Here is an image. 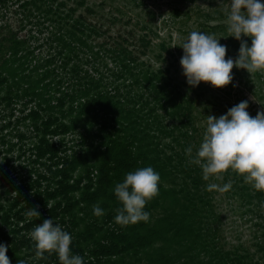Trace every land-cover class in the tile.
Segmentation results:
<instances>
[{"label": "trees", "instance_id": "16d2710c", "mask_svg": "<svg viewBox=\"0 0 264 264\" xmlns=\"http://www.w3.org/2000/svg\"><path fill=\"white\" fill-rule=\"evenodd\" d=\"M105 3L0 0V86L7 80V97L13 86L22 95L11 98L34 104L27 115L32 132L20 136L28 148H20L18 156L28 154L44 170L36 188L23 184L0 193V244L7 246L11 264H60L55 253L35 256L30 233L44 219L70 233L72 253L84 264H264V191L231 169L223 173L222 185H233L226 194L262 221L254 251L228 241L217 191H207L213 179L205 181L185 153L192 147L195 157L206 131L195 122L199 114L206 118L209 108L193 115L189 84L177 81L176 64H163V51L170 58L174 54L164 42L153 54V28L143 25L140 35L125 31L127 37L119 29L111 36L114 25L127 23L101 12ZM30 24L47 32L32 45L19 35ZM205 28L216 36L226 30L218 24ZM226 33V59L235 60L240 44ZM136 37L135 51L127 44ZM149 53L158 66L142 60ZM4 117L0 113V134L8 129ZM67 137H75L77 149ZM149 166L160 176L159 194L144 209L149 222L117 224L122 204L115 185L126 173ZM98 202L105 212L100 217L93 214ZM29 208L40 217H27Z\"/></svg>", "mask_w": 264, "mask_h": 264}, {"label": "clouds", "instance_id": "9594fccd", "mask_svg": "<svg viewBox=\"0 0 264 264\" xmlns=\"http://www.w3.org/2000/svg\"><path fill=\"white\" fill-rule=\"evenodd\" d=\"M226 14L230 36L240 41L238 57L226 59L227 46L220 43V38L192 31L180 46L184 51L180 64L190 86L204 82L221 89L232 83L233 68L244 69L249 74L264 70V2L231 0L230 11ZM242 37L250 38L251 46ZM248 107L245 100L224 115H208L206 131L195 157L192 147L185 150L189 163L201 167L205 181L211 177L222 179L221 174L231 169L255 190L264 191V112H257L252 117ZM159 182V173L150 166L126 173L123 182L114 188L115 196L122 204L117 209L115 222L121 226L149 222L150 213L144 209L159 194ZM232 187L231 181L223 185L210 183L207 191L226 193ZM93 214L97 217L105 215L99 202L93 205ZM25 215L40 217L35 208H29ZM30 236L35 242L36 258L47 259L45 253H55L60 264H84L83 257L72 253L70 233L54 224L52 219L37 224ZM7 251V246L0 244V264H11ZM17 264H25V261L18 260Z\"/></svg>", "mask_w": 264, "mask_h": 264}, {"label": "rangeland", "instance_id": "374dc122", "mask_svg": "<svg viewBox=\"0 0 264 264\" xmlns=\"http://www.w3.org/2000/svg\"><path fill=\"white\" fill-rule=\"evenodd\" d=\"M103 0H86L87 4H97ZM105 7L100 9L101 12L112 13L124 19L127 24L121 26L117 23L112 28V37L119 34V29L124 37H127L125 31H132L140 35L143 33L142 26L147 25L148 28H153L154 35L150 33L153 54L155 55L159 49V45L163 42L168 51L174 54L170 58L164 51L162 55L167 60L166 63H174L179 69V72H174L176 79L180 83H187V78L183 74V68L180 60L184 54L183 48L180 47L187 41L188 36L192 31H199L205 33L206 26L218 24L226 30L222 29L220 35V43L225 45L227 40L226 34L231 35L227 30V11H230L231 0H105ZM264 2V0H262ZM120 9L119 14L115 11ZM151 14L153 18L149 15ZM11 17V16H9ZM148 18L152 20L147 21ZM124 21V22H125ZM129 21V22H128ZM206 34V33H205ZM210 34V33H207ZM31 39V45L41 41L47 36V32H38L37 25L30 24L19 34ZM225 36V37H224ZM137 38H129L128 47L131 50H137ZM251 46V39L242 37ZM33 41V42H32ZM39 41V42H41ZM240 44V41H239ZM175 46V47H174ZM150 61L156 66L160 62L156 61L152 54L143 56L142 60ZM175 60V61H174ZM109 61V60H107ZM111 67L113 65L109 64ZM243 72V71H242ZM234 77L231 84L217 89L209 83L201 82L198 86H189V94L194 98L193 115L197 116L199 111L205 105L209 108L208 115L219 117L227 113L228 109L237 105L242 101L248 102L247 111L252 117H255L257 112H264V72L249 74L238 73L232 71ZM7 76V74H5ZM4 76V77H5ZM5 85L0 86V113L4 115L2 123H8V129H5L0 134V193H6L12 187H19L21 185L33 184L34 188L39 186L37 183V176L44 173L41 166L31 162L33 157L27 154L19 158L20 148L27 149L28 146L24 142L26 136L32 132L31 122L27 118L29 110L34 106L33 102H26V98L17 100L15 95L21 96L22 92L16 90L11 86L13 93L6 96L7 91L10 90L9 82L4 81ZM233 85V86H231ZM184 89H186L184 87ZM210 102H207V101ZM203 103V104H202ZM26 104V105H25ZM207 115V116H208ZM203 114H199L196 119L197 126L207 127V116L203 118ZM202 119V120H201ZM22 136L24 139L20 138ZM74 136V135H72ZM71 137V136H70ZM69 145L77 149L75 137L74 140H69ZM80 173V172H77ZM223 179V173L221 174ZM213 183L220 181L222 185L223 180L217 177H212ZM15 194V192H12ZM215 193L217 200L218 212L222 217V225L225 231L227 240L234 244L242 243L244 247L254 251L255 245L260 239L261 229L257 224L262 222L255 218L252 214H245L244 209H239V204L230 195L226 193ZM230 194V193H229Z\"/></svg>", "mask_w": 264, "mask_h": 264}]
</instances>
